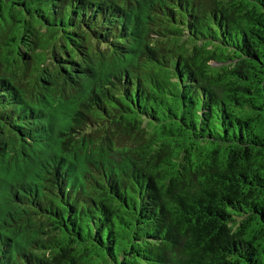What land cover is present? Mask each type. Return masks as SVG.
<instances>
[{
  "label": "trees",
  "instance_id": "16d2710c",
  "mask_svg": "<svg viewBox=\"0 0 264 264\" xmlns=\"http://www.w3.org/2000/svg\"><path fill=\"white\" fill-rule=\"evenodd\" d=\"M0 264H264V0H0Z\"/></svg>",
  "mask_w": 264,
  "mask_h": 264
}]
</instances>
